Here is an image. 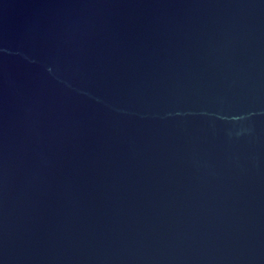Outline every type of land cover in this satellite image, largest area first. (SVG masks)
<instances>
[{"label":"water","instance_id":"water-1","mask_svg":"<svg viewBox=\"0 0 264 264\" xmlns=\"http://www.w3.org/2000/svg\"><path fill=\"white\" fill-rule=\"evenodd\" d=\"M0 264H264V0H0Z\"/></svg>","mask_w":264,"mask_h":264}]
</instances>
